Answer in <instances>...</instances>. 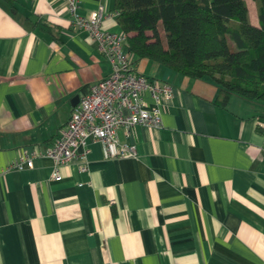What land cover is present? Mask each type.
<instances>
[{"label":"crops","instance_id":"1","mask_svg":"<svg viewBox=\"0 0 264 264\" xmlns=\"http://www.w3.org/2000/svg\"><path fill=\"white\" fill-rule=\"evenodd\" d=\"M77 2L122 30L115 0ZM71 19L68 0H0V264H264V104L224 107L208 79L133 54L173 87L162 124L119 130L135 157L90 138L54 180L47 151L75 97L112 70ZM25 149L40 153L34 166L12 168Z\"/></svg>","mask_w":264,"mask_h":264},{"label":"trees","instance_id":"2","mask_svg":"<svg viewBox=\"0 0 264 264\" xmlns=\"http://www.w3.org/2000/svg\"><path fill=\"white\" fill-rule=\"evenodd\" d=\"M246 1L115 0V9L129 52L212 81L226 107L234 95L264 104V0L257 23ZM261 123L263 115L262 132Z\"/></svg>","mask_w":264,"mask_h":264},{"label":"built area","instance_id":"3","mask_svg":"<svg viewBox=\"0 0 264 264\" xmlns=\"http://www.w3.org/2000/svg\"><path fill=\"white\" fill-rule=\"evenodd\" d=\"M77 9V0H68L72 27L88 31L99 51L110 61L112 70L85 91L47 151V156L54 162L53 178L56 181L63 178L60 166L79 156H87L90 138L101 142L110 156H137V145L122 142L119 130L125 128L129 131L138 125L160 126L163 122L161 103L173 94L169 83L137 71L133 53L126 48V33L102 27L103 7L88 17L80 15ZM146 94L151 98V104ZM39 154L36 150L25 149L11 167L19 170L32 168ZM81 169L84 171L87 167L84 165Z\"/></svg>","mask_w":264,"mask_h":264},{"label":"rangeland","instance_id":"4","mask_svg":"<svg viewBox=\"0 0 264 264\" xmlns=\"http://www.w3.org/2000/svg\"><path fill=\"white\" fill-rule=\"evenodd\" d=\"M247 7L249 10V18L250 20L257 23L258 15H259V2L258 0H247Z\"/></svg>","mask_w":264,"mask_h":264},{"label":"water","instance_id":"5","mask_svg":"<svg viewBox=\"0 0 264 264\" xmlns=\"http://www.w3.org/2000/svg\"><path fill=\"white\" fill-rule=\"evenodd\" d=\"M80 101V96H76L74 99V105H77Z\"/></svg>","mask_w":264,"mask_h":264}]
</instances>
